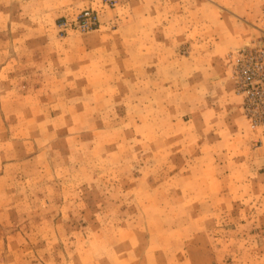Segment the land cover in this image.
Returning <instances> with one entry per match:
<instances>
[{
	"label": "rangeland",
	"instance_id": "rangeland-1",
	"mask_svg": "<svg viewBox=\"0 0 264 264\" xmlns=\"http://www.w3.org/2000/svg\"><path fill=\"white\" fill-rule=\"evenodd\" d=\"M255 49L264 0H0V264H264Z\"/></svg>",
	"mask_w": 264,
	"mask_h": 264
},
{
	"label": "built area",
	"instance_id": "built-area-1",
	"mask_svg": "<svg viewBox=\"0 0 264 264\" xmlns=\"http://www.w3.org/2000/svg\"><path fill=\"white\" fill-rule=\"evenodd\" d=\"M116 0H103L104 5H114ZM98 16L95 11L85 10L76 15L71 23L65 21L59 25L60 30H68L71 25H74L80 30H88L97 25ZM261 52L258 50L249 51L243 63L241 70L238 72V81L241 84H246L252 89L248 97L251 95L258 99V104L264 106L261 99L264 97V59L260 56ZM253 106V105H251ZM249 107V106H248ZM264 111V109H263ZM264 116V115H263Z\"/></svg>",
	"mask_w": 264,
	"mask_h": 264
},
{
	"label": "crops",
	"instance_id": "crops-1",
	"mask_svg": "<svg viewBox=\"0 0 264 264\" xmlns=\"http://www.w3.org/2000/svg\"><path fill=\"white\" fill-rule=\"evenodd\" d=\"M260 155H261L260 163L262 164V166H264V146H263L262 149H261ZM260 176H261L262 178H264V172H263V174H261Z\"/></svg>",
	"mask_w": 264,
	"mask_h": 264
}]
</instances>
